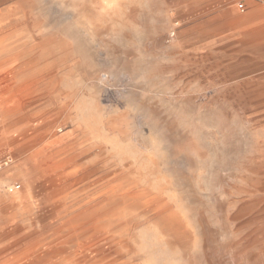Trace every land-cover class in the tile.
I'll return each instance as SVG.
<instances>
[{"label":"rangeland","instance_id":"rangeland-1","mask_svg":"<svg viewBox=\"0 0 264 264\" xmlns=\"http://www.w3.org/2000/svg\"><path fill=\"white\" fill-rule=\"evenodd\" d=\"M0 264H264V0H0Z\"/></svg>","mask_w":264,"mask_h":264},{"label":"bare ground","instance_id":"bare-ground-1","mask_svg":"<svg viewBox=\"0 0 264 264\" xmlns=\"http://www.w3.org/2000/svg\"><path fill=\"white\" fill-rule=\"evenodd\" d=\"M228 21L235 28H241L244 30L243 33H244L245 37L249 38L247 40V42L255 41L256 39H262V12L260 10H256V11H252V12L250 11L246 15L245 14L241 15V14L232 13V16L229 17ZM75 172H76V170L65 171L63 174L61 173V175H59V177L54 180V183L52 184V186H56V187L60 186L61 183H63L62 181L70 179L71 176L74 175L73 173H75ZM59 183H60V185H59ZM134 193H135V187L134 186L129 185L127 187H123L121 184H116V185L110 187L108 189V191L104 192L103 198H118V197L123 196V197H126V199H129V198H133V196L135 195ZM101 211H103V209ZM113 217L114 216L110 217L109 219H113ZM89 221H90L89 217L84 220V222H87V223ZM95 224H96V222H95ZM75 227L76 226L74 225L73 228H75ZM97 230H101V228L97 227ZM103 231H105V229ZM104 235L106 236V234H104Z\"/></svg>","mask_w":264,"mask_h":264},{"label":"built area","instance_id":"built-area-1","mask_svg":"<svg viewBox=\"0 0 264 264\" xmlns=\"http://www.w3.org/2000/svg\"><path fill=\"white\" fill-rule=\"evenodd\" d=\"M241 7H243V5H240ZM17 187L19 188L20 186L19 185H17Z\"/></svg>","mask_w":264,"mask_h":264}]
</instances>
